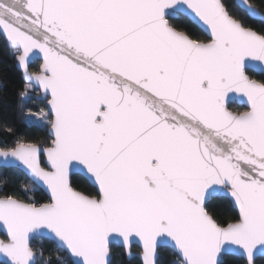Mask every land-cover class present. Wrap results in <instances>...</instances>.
<instances>
[{"label":"snow or ice","instance_id":"1","mask_svg":"<svg viewBox=\"0 0 264 264\" xmlns=\"http://www.w3.org/2000/svg\"><path fill=\"white\" fill-rule=\"evenodd\" d=\"M235 6L243 17L223 0H0L20 96L47 105L26 123L48 132L0 148V167L31 177L25 194H47L0 195V264H40L38 238L66 254L57 264H112L117 244L141 264L162 249L264 264V0ZM222 200L234 220L209 210Z\"/></svg>","mask_w":264,"mask_h":264},{"label":"trees","instance_id":"2","mask_svg":"<svg viewBox=\"0 0 264 264\" xmlns=\"http://www.w3.org/2000/svg\"><path fill=\"white\" fill-rule=\"evenodd\" d=\"M226 7L233 15L243 17V14L236 8L233 0H223ZM264 11V10H262ZM246 19V18H245ZM256 30H260L258 24H252ZM197 38L205 39L203 34L197 33ZM40 62H34L30 68V72H36ZM16 61L12 59L8 48L0 42V148L15 147L18 140L25 143H44L47 139V129L38 125H29L26 123L29 111L35 113L40 109L47 108L41 93L29 92L27 99H22L20 93L24 90L25 81L22 73L17 69ZM232 111H243L242 107L231 105ZM11 129V131H8ZM32 181L19 169H2L0 170V195L11 194L25 201L34 199L39 202H46L47 195L40 189L35 192H25L22 186H30ZM76 185L81 190L91 192L93 189L81 181H76ZM209 210L213 215L221 221L234 220L238 214L232 203L227 200L217 201L209 206ZM4 239V236H2ZM34 251L39 254L42 250L44 255L40 258V264H48L49 258L51 264H57L56 257H64L66 254L61 252L56 245L47 239H36L31 245ZM112 264H141V261L134 257L131 260L125 254V251L113 246ZM133 254H139L140 249L136 246L132 248ZM161 264H175L176 257L169 249H162L160 252Z\"/></svg>","mask_w":264,"mask_h":264},{"label":"water","instance_id":"3","mask_svg":"<svg viewBox=\"0 0 264 264\" xmlns=\"http://www.w3.org/2000/svg\"><path fill=\"white\" fill-rule=\"evenodd\" d=\"M234 1V3H235V5H236V3H237V0H233ZM40 62V60L39 59H34L33 60V62L30 64V66L34 63V62ZM17 66V65H16ZM30 66H29V68H30ZM17 69L22 73V71L18 68V66H17ZM22 75H23V73H22ZM23 79H24V77H23ZM24 81H25V79H24ZM25 83H26V81H25ZM42 95V94H41ZM234 104H236L237 106H239V107H241L238 103H232L231 105H234ZM230 105V106H231ZM229 106V107H230ZM243 108V107H242ZM231 110V109H230ZM42 159H46V158H44V157H42ZM2 169H13V168H7V167H0V170H2ZM16 169H18V168H16ZM20 171H22L21 169H19ZM30 180H31V177L26 173V171H22ZM32 181V180H31ZM41 190V189H40ZM43 191V190H42ZM44 192V191H43ZM45 194H46V192H44ZM47 195V194H46ZM233 205V204H232ZM234 207V206H233ZM235 208V207H234ZM237 211V210H236ZM2 236H4V234L3 233H0V239H3L2 238ZM39 239V238H38ZM42 239H47V238H42ZM34 240H36V239H33L32 241H31V245H32V243H33V241ZM47 240H49V241H51V242H53L54 244H55V242L54 241H52V240H50V239H47ZM56 245V244H55ZM114 246H116V247H120V248H122L123 250H124V248L121 246V245H114ZM134 246H136V247H138L139 249H140V247L138 246V245H133L132 247H131V258H129V256H127L128 258H129V260H131L132 258H134V257H137L139 260H140V253L139 254H133L132 253V248L134 247ZM125 251V250H124ZM111 259H112V253H111ZM141 261V260H140Z\"/></svg>","mask_w":264,"mask_h":264},{"label":"flooded vegetation","instance_id":"4","mask_svg":"<svg viewBox=\"0 0 264 264\" xmlns=\"http://www.w3.org/2000/svg\"><path fill=\"white\" fill-rule=\"evenodd\" d=\"M234 105H236V104H234ZM231 107V106H230ZM239 107V106H238Z\"/></svg>","mask_w":264,"mask_h":264},{"label":"rangeland","instance_id":"5","mask_svg":"<svg viewBox=\"0 0 264 264\" xmlns=\"http://www.w3.org/2000/svg\"><path fill=\"white\" fill-rule=\"evenodd\" d=\"M28 116H29V114H28ZM27 119H28V117H27Z\"/></svg>","mask_w":264,"mask_h":264}]
</instances>
